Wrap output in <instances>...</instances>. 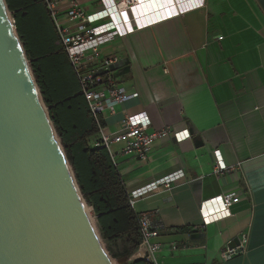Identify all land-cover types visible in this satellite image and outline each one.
Segmentation results:
<instances>
[{
	"label": "crops",
	"instance_id": "crops-1",
	"mask_svg": "<svg viewBox=\"0 0 264 264\" xmlns=\"http://www.w3.org/2000/svg\"><path fill=\"white\" fill-rule=\"evenodd\" d=\"M140 1L144 13L166 2ZM82 7L92 14L101 3L82 0ZM62 23L68 24L65 17ZM103 53L120 57L116 81L130 95L104 115V132L121 130L127 115L141 112L152 131L173 132L154 143L146 161L119 154L123 144L111 147L128 200L134 191L185 172L172 189L135 200V211L148 213L160 228L156 262L264 264V0H205L105 45ZM218 162L235 169L216 176ZM231 193L239 200L229 215L206 219L203 202ZM236 239L243 250L224 260L222 252ZM103 241L115 264L142 259L127 238Z\"/></svg>",
	"mask_w": 264,
	"mask_h": 264
},
{
	"label": "water",
	"instance_id": "water-1",
	"mask_svg": "<svg viewBox=\"0 0 264 264\" xmlns=\"http://www.w3.org/2000/svg\"><path fill=\"white\" fill-rule=\"evenodd\" d=\"M239 244L236 239L230 247ZM0 264H112L5 0H0Z\"/></svg>",
	"mask_w": 264,
	"mask_h": 264
},
{
	"label": "built area",
	"instance_id": "built-area-1",
	"mask_svg": "<svg viewBox=\"0 0 264 264\" xmlns=\"http://www.w3.org/2000/svg\"><path fill=\"white\" fill-rule=\"evenodd\" d=\"M44 3L59 32L61 43L80 83L81 92L99 125L100 132L94 146L107 149L112 159L119 153L146 161L154 143L169 137L173 132L170 129L152 131V122L146 112L127 115L121 130L104 132L101 127L104 115L115 113L116 108L126 102L130 95L116 81L115 68L120 64V57L105 56L103 47L138 31L180 17L195 7L203 6L205 0H167L160 13L151 11L145 15L139 0H100L101 9L92 14L83 9L82 0H44ZM62 17L68 21L67 25L62 23ZM175 136L179 137L180 133ZM188 137L189 134L186 133L185 138ZM118 144L124 146L118 153H113L111 147ZM234 169L235 167L218 162L214 174L220 176ZM184 177L185 172L178 171L132 192L129 196V206L133 210L141 237L137 252L144 260L158 264L155 254L161 250L162 245L154 240L159 237L160 228L152 223L148 213L135 211V200L160 188L170 190ZM238 200L236 193L220 195L203 202L202 212L206 219H218L229 215L231 207ZM242 250L243 245L227 248L222 252V258L227 260Z\"/></svg>",
	"mask_w": 264,
	"mask_h": 264
},
{
	"label": "trees",
	"instance_id": "trees-1",
	"mask_svg": "<svg viewBox=\"0 0 264 264\" xmlns=\"http://www.w3.org/2000/svg\"><path fill=\"white\" fill-rule=\"evenodd\" d=\"M5 2L76 182L93 208L102 237L108 241L127 238L128 246L136 251L141 237L125 187L108 150L94 146L99 125L81 92L44 0ZM90 140H94L93 145ZM131 264L153 263L140 259Z\"/></svg>",
	"mask_w": 264,
	"mask_h": 264
},
{
	"label": "rangeland",
	"instance_id": "rangeland-1",
	"mask_svg": "<svg viewBox=\"0 0 264 264\" xmlns=\"http://www.w3.org/2000/svg\"><path fill=\"white\" fill-rule=\"evenodd\" d=\"M8 11H9V10H8ZM9 12H10V11H9ZM10 15L12 16L11 13H10ZM12 18H13V16H12ZM27 60H28V59H27ZM28 63H29V61H28ZM29 65H30V63H29ZM30 68H31V67H30ZM32 72H33V71H32ZM44 106H45V109H46V111H47V114H48V116H49V118H50L49 109H48V107H47L45 104H44ZM50 121H51V119H50ZM52 125H53L54 131H55V133H56V136H57V138H58V141H59V143H60V145H61V148H62V150H63V153H64V155L66 156L65 149H64V147H63V145H62L61 139H60L59 135L57 134L56 129H55L53 123H52ZM93 142H94V140H90V141H89L90 145H93ZM66 158H67V157H66ZM69 165H70V163H69ZM70 167H71V169H72V166H71V165H70ZM72 172L74 173L73 169H72ZM74 177H75V174H74ZM75 180H76V178H75ZM76 185H77V187H78V189H79V192H80V194H81V196H82V198H83V200H84V203L86 204V209L89 211L88 214H89V216H91L90 218H91V220H92V223H93V225H94V228H95V230H96V233H97V235H98V237H99V239H100V242H101V244H102V246H103V248H104V250H105V252H106V254H107V251H106V245H105V243H104V241H103V237H102V235H101V233H100V231H99V229H98L97 221H96V218H95V216H94V212H93L92 208H91V207L87 204V202L85 201V199H84V197H83V195H82V193H81V191H80V188H79L77 182H76ZM107 255H108V254H107ZM108 257H109V255H108ZM110 261H111V259H110ZM111 263H112V264H115V263H113V261H111Z\"/></svg>",
	"mask_w": 264,
	"mask_h": 264
},
{
	"label": "bare ground",
	"instance_id": "bare-ground-1",
	"mask_svg": "<svg viewBox=\"0 0 264 264\" xmlns=\"http://www.w3.org/2000/svg\"><path fill=\"white\" fill-rule=\"evenodd\" d=\"M139 1H140V0H139ZM165 1H167V0H165ZM140 2H142V1H140ZM143 4H144V2H142V5H140L141 8H142V10H144V8H145V7H143V6H144ZM156 5H157V4H156ZM152 6H153V5H152ZM148 7H149V6H148ZM159 7H160V5H159ZM146 8H147V7H146ZM153 9H154V8H153ZM148 10H149V8H148ZM160 10H161V9H160ZM160 10H156V9H155V10H152V8H151L149 11H146V13H149V12H151V11H152L153 13H155V12H156V13H159ZM158 11H159V12H158ZM142 13H143V15H145V13H144L143 11H142ZM88 213H89V211H88ZM90 217H91V216H90Z\"/></svg>",
	"mask_w": 264,
	"mask_h": 264
}]
</instances>
